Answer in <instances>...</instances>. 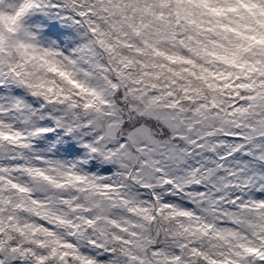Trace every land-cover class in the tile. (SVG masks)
Wrapping results in <instances>:
<instances>
[{"label": "snow or ice", "instance_id": "snow-or-ice-1", "mask_svg": "<svg viewBox=\"0 0 264 264\" xmlns=\"http://www.w3.org/2000/svg\"><path fill=\"white\" fill-rule=\"evenodd\" d=\"M237 3L0 0V264H264V32L206 27Z\"/></svg>", "mask_w": 264, "mask_h": 264}, {"label": "rangeland", "instance_id": "rangeland-1", "mask_svg": "<svg viewBox=\"0 0 264 264\" xmlns=\"http://www.w3.org/2000/svg\"><path fill=\"white\" fill-rule=\"evenodd\" d=\"M245 4H246V0H238V3L236 5L230 8L224 7L222 14L219 15L214 14L212 16H208L207 20L209 21V23L206 25V27L212 28L213 27L212 21L219 20L220 24L215 26L214 28V30L216 29L215 32L226 34L229 40L234 38L236 43L247 44L248 41L245 39V37L253 35L254 30L258 29L264 32V13H259L254 18L250 16L246 17L245 13H247L249 10L247 7H245ZM257 20H259L261 23L257 24L256 23ZM213 38L215 39L216 37L213 35ZM213 47L214 46L211 47V50L213 49ZM207 59L213 61L215 60V57L208 56ZM214 67H215L214 64H210L209 70L212 71ZM193 70L196 71L197 73L200 72V68H195ZM236 71L243 72V69H236ZM206 74L207 73L205 72L204 75L208 76ZM227 79L230 80V76L227 77ZM223 82L224 81H221V83Z\"/></svg>", "mask_w": 264, "mask_h": 264}, {"label": "trees", "instance_id": "trees-1", "mask_svg": "<svg viewBox=\"0 0 264 264\" xmlns=\"http://www.w3.org/2000/svg\"><path fill=\"white\" fill-rule=\"evenodd\" d=\"M216 30V29H215ZM215 30H213V32H210L209 33V35H211L212 37H213V35H214V32H215ZM213 45H209V51L211 52L212 50H211V47H212ZM246 66H245V68H243V71H246ZM209 72H211L210 70H209ZM207 73V72H206ZM206 75H208V73L206 74ZM206 77H208L209 79H215V75H213V76H206ZM230 79H232V77H230Z\"/></svg>", "mask_w": 264, "mask_h": 264}]
</instances>
